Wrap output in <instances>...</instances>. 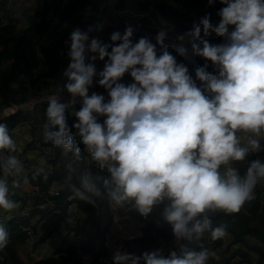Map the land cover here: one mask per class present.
Here are the masks:
<instances>
[{
	"label": "clouds",
	"instance_id": "9594fccd",
	"mask_svg": "<svg viewBox=\"0 0 264 264\" xmlns=\"http://www.w3.org/2000/svg\"><path fill=\"white\" fill-rule=\"evenodd\" d=\"M207 2L213 5L217 0ZM219 3L223 7L217 11V26L211 23V13H206L186 33L193 40L200 39L202 25L205 36L211 31L226 40L211 44L200 39L199 44H192L196 55L218 68V74L207 71V64L195 69L201 86L168 51L164 31L158 32L155 43L147 36L133 42V28L126 26L123 35L114 31L110 36L119 43L92 38L86 45L88 33L77 27L70 33V62L63 72L68 78L64 87L72 99L61 102L51 95L45 112L44 140L72 150L73 139L67 134L73 128L78 130L76 135L91 160L108 173L97 179H102L111 204L120 208L132 204L147 217L155 205L167 200L163 217L177 240L200 239L208 230L213 241L223 239L226 229L213 228L207 213H239L253 199L258 182L264 180V161L260 159L251 160L243 176L229 166L261 149L260 141L253 138L241 146L237 133L260 136L264 132V0ZM86 48L93 54L87 64ZM179 51L184 54L186 49ZM97 60L104 61L99 72ZM126 73L134 81L128 85L120 82ZM97 75L98 84L110 97L107 102L102 94L89 95ZM77 97L82 105L69 127L66 109L75 105ZM98 116L105 117L103 123ZM16 152L17 142L7 123L0 122V209L8 213L19 207L10 198L7 179L23 170ZM221 166L226 168L223 173ZM12 185L18 187L19 183L13 179ZM81 186L84 191L76 189L75 195L95 206L92 196H101L100 189L88 175L81 178ZM9 241V232L0 224V251ZM210 256L216 257V253L187 246H181L179 254L170 250L167 255L161 248L140 255L115 249L111 264H207Z\"/></svg>",
	"mask_w": 264,
	"mask_h": 264
},
{
	"label": "trees",
	"instance_id": "16d2710c",
	"mask_svg": "<svg viewBox=\"0 0 264 264\" xmlns=\"http://www.w3.org/2000/svg\"><path fill=\"white\" fill-rule=\"evenodd\" d=\"M0 1L3 6L5 0ZM131 1L135 8L145 13L139 23L122 19L116 22L112 20L106 22L104 16L107 0H36V5L32 8L15 14L5 13L0 18V107L18 104L43 92L60 90L57 83L59 82L60 85L61 78H65L66 83L68 82V78L63 75L70 62L66 53L70 45V33L77 27L88 33L89 44L92 38H98L102 43L111 44L119 43V41L110 40L114 31H119L123 35L126 26H131L133 28L132 39L136 42L141 36H146V32L150 30V18L152 17L159 19L166 33L186 34L192 30L194 24L200 23V19L206 13H211V23L214 27L217 26L220 19L217 11L223 7L219 0L213 5H209L207 0ZM185 7L187 9H183ZM188 37L190 43H200V39L207 37H213L217 42L225 43L223 38L215 32L210 31V34L205 36L202 25L200 39L193 40L192 37ZM149 39L153 43L156 42V36ZM163 43L176 57L177 63L187 66L189 74L195 79V69L205 64L208 65L207 71L218 74V68L213 66L210 60L198 57L186 59L179 51L181 46L170 44L166 39ZM175 51H178V54ZM24 52L28 54L29 61L22 70H19L18 56ZM2 62H7V65L4 67ZM125 77L133 81L130 74L126 73ZM98 80L96 76L93 77L89 91L103 90ZM107 101L105 99V102ZM47 102L48 100L42 103L40 112L34 118L19 111L0 120V122L7 123L8 127L26 124L32 133L29 145L45 146L53 152L51 159L45 163L27 166L21 162L23 170L16 175L18 177L15 179L19 183L18 187H13V177L7 178L10 198L17 201L19 206L30 204L33 209L27 218L14 220L7 225L6 230L10 234V241L7 247L0 251V264H111L109 251L105 246V233L109 229L113 214L103 181L97 179V177H106L108 173L91 170L92 182L102 194L99 197L92 196L95 206L80 200L75 204L73 212H82L83 215H87L92 231L85 240H72L69 237L70 229L67 224L69 213H67L68 203L65 202V197L79 188L82 171L86 167L84 157L88 152L81 142L78 145L73 143L72 150L66 151L55 146L52 141L44 140ZM61 102L65 101L61 100ZM78 102L79 107L76 111L82 105V100ZM66 116L68 125L71 127L76 117L71 116L70 106L66 109ZM73 133L74 128L67 135L73 137ZM259 141L260 151H250L244 161L230 163L229 166L236 168L241 176L245 174L251 160L264 161V139ZM77 148L80 149L79 153L76 152ZM0 178L3 177L0 176ZM52 187L60 188L61 192L52 194L50 192ZM261 199H264V190L258 182L253 190V199L246 201L239 213L225 214L222 211L207 213L212 221V227L225 228L231 238L230 244L237 246L233 251L239 256L237 262H223L222 264H264V204L260 208ZM50 203L55 205L51 206ZM167 203L168 201L165 200L155 205L147 218L142 220L138 211L131 212L133 218L140 222V227L139 235L123 239V244L131 248V250L128 248V252L140 255L145 250L161 248L165 255L170 250H177L179 254L181 246H187L190 250L207 248L210 252H219L224 240L213 241L210 238V230L205 231L200 239L177 240L173 235L172 226L163 217ZM39 204L46 206L40 209L37 208ZM127 205L129 204L125 206ZM55 208L58 210L55 211ZM29 225L33 227L37 235L34 242L35 247L39 248L40 243L46 242L57 234L60 236L62 245L57 247L56 252L61 253L39 261L26 262L21 259L18 248L27 238L23 227ZM208 263L220 262L210 256Z\"/></svg>",
	"mask_w": 264,
	"mask_h": 264
},
{
	"label": "built area",
	"instance_id": "2783aa9c",
	"mask_svg": "<svg viewBox=\"0 0 264 264\" xmlns=\"http://www.w3.org/2000/svg\"><path fill=\"white\" fill-rule=\"evenodd\" d=\"M127 0H107V5L105 10H109L112 16L107 21L112 20L113 22L118 21L119 19H122L127 22H132V23H139L140 19L145 16V13L139 11L137 8L134 6L133 9L135 11L130 10L129 8L125 7V2ZM122 3V5H121ZM36 5V0H5L4 4L2 6L1 1H0V18L3 17L5 13H10V14H15L16 12H19L24 9L32 8ZM106 21V22H107ZM151 22V27L148 32H146L147 37H153L157 36L158 32L164 31L161 24L159 21H156L154 18H150ZM231 30V29H230ZM165 32V31H164ZM166 33V32H165ZM184 36V39H178L180 36ZM223 38V41L226 42L225 38ZM168 40V43L170 44H177L178 46H181L182 48L186 49V52L183 55L184 58L186 59H194L196 57L204 59L201 56L196 55L193 52L192 44L189 41V37L186 34H173V33H166L165 38ZM207 39L211 44H222L221 42H217V40L213 37H207ZM86 45L89 44L88 41L85 42ZM199 44V43H197ZM202 47V45H201ZM70 49V45L67 49V55L68 51ZM85 63H89V56L93 55L90 53L87 48L85 50ZM29 61V56L27 53H23L18 56V62H19V70H22L24 66L28 63ZM96 68L97 72L101 71L104 67V61L97 60ZM100 64V65H99ZM2 65L5 67L7 65V62H2ZM101 66L102 68H100ZM191 75V74H190ZM98 79L100 77L97 75L96 76ZM193 80L196 81L197 86H201L202 83L196 78L191 75ZM121 83H124L125 85H128L134 81L130 79H126L125 75L120 81ZM66 84V79L61 78L60 85L59 82L57 85L60 87V90H55V91H49V92H43L41 94H38L37 96H34L32 98H29L23 102H20L18 104H10L7 106L0 107V120L7 118L9 116L14 115L18 113L19 111L23 112L24 114H27L31 118H34L41 110V105L43 102L47 101L49 96L51 95H56L60 98V100H64L65 102L69 101L72 99L71 94L68 93L66 90H64L63 86ZM95 91H89V95H91ZM96 93L102 94L105 99L109 100L110 97L108 96V92L105 88H103L102 91H97ZM78 100H81V98L77 97L76 98V103L75 105H69L70 106V111H71V116H74V112L76 109L79 107V102ZM14 113V114H13ZM98 122L103 123V120L105 117L103 116H98L97 117ZM76 121V120H75ZM17 127V126H16ZM15 127H9L10 130V135L12 131L14 130ZM78 130L74 129L73 133V143L77 142V145L81 142L80 138L78 135H76V132ZM238 138L241 140V145H248V140L249 138L253 139H264V132L261 133L260 136H255L251 133H245L243 131H240L237 133ZM16 140V139H15ZM29 140H27V143L22 145V142L19 140H16L17 142V152L14 153L18 157L19 160H21L22 163H24L27 166H32L31 161L33 163H45L49 159H51L53 152L50 148L45 147V146H35V145H29ZM62 148V147H61ZM63 149V148H62ZM84 160L86 162V167L82 171V177L85 175H88L91 180H92V175H91V170H100L98 165H96L92 160L90 155L87 153L84 157ZM226 170L225 166L221 167V172L223 173ZM102 171V170H100ZM104 172L107 173L106 170H103ZM18 176L13 177L14 179H17ZM261 188L264 190V180L260 181ZM81 191H84L82 188L81 184L78 188ZM52 194H58L57 187H52L51 189ZM87 195H91L90 193H86ZM77 199L80 200L76 195L75 192H73L71 195L65 197V202L68 203V210L67 213H69L67 224L69 230V237L72 240L75 241H80V240H85L88 237V234L91 233L92 228L88 224V219L87 215H81L79 213L73 212L75 203L71 202V199ZM134 204V202H133ZM264 204V199L260 200V208H262ZM49 205L54 206L55 204L50 203ZM46 205L44 204H39L37 205V208L43 209L45 208ZM32 206L30 204H24L20 205L17 209H15L13 212L8 213L4 212L3 210L0 211V224H3L6 228L7 225L17 219H25L29 216L30 212L32 211ZM55 211L58 209H54ZM132 211H135V208L133 207L132 204H129L127 206H124V208L120 207H115L113 206L112 208V221L109 226V229L105 233V244H106V239L111 235L112 232H117L121 237L125 236L127 238H130L133 231H135L137 228H135V223L132 219ZM147 217L141 216V220L145 219ZM136 220V219H134ZM133 221V226H131ZM130 226V227H129ZM23 230L26 232L27 238L24 241V247L21 252L20 258H26L24 261H39L44 259L45 257H51V256H57L61 252H56V250L45 253L43 252L40 247L37 248L34 246V242L37 238V235L35 234V231L32 226H24ZM227 233V232H226ZM59 241H60V237ZM211 238V234H210ZM125 239V238H123ZM223 243H222V248L219 250L218 253H216L215 260L217 262H220L221 264L223 262H228V263H234L237 262L239 259V256L234 254L233 251L236 249L237 246H234L233 244H230L231 238L229 234L227 233L226 236L223 238ZM230 244V247H228ZM106 246V245H105ZM217 263V264H220ZM208 264H214V263H208Z\"/></svg>",
	"mask_w": 264,
	"mask_h": 264
},
{
	"label": "rangeland",
	"instance_id": "374dc122",
	"mask_svg": "<svg viewBox=\"0 0 264 264\" xmlns=\"http://www.w3.org/2000/svg\"><path fill=\"white\" fill-rule=\"evenodd\" d=\"M132 6H134V4L132 3L131 0H128V1L125 2V7L129 8L132 11H135ZM183 9H187V8L185 7ZM109 14H111L110 11L109 10H107V11L105 10V16H104V20L105 21H107L110 18H112V16H110ZM154 19L156 21L159 20L158 18H154ZM175 53L178 54V51H175ZM30 131H31L30 127L27 126L26 124H23V123L22 124H18L17 127H15L14 130L12 131L11 136L14 139L19 140L20 142H22V145H24L25 143H27V140H29L30 137L32 136L31 135L32 133ZM76 144H77V142H74V145H76ZM31 164H35V163H33V161H31ZM132 220L134 221L135 226H136L137 229L135 231H133L131 235H138L139 234L140 222L138 220H134V219H132ZM133 221L131 223L132 224L131 226H133ZM125 237H126V235L122 236V239L125 238ZM114 244L117 245L119 243L117 241H115ZM105 245H107V244H105ZM122 246H121L122 251L128 252V249H126V248H129V247L127 245H124L125 247L123 249ZM41 249L43 250L44 247H42ZM129 250H131V248H129ZM22 259L25 260L26 258H22Z\"/></svg>",
	"mask_w": 264,
	"mask_h": 264
},
{
	"label": "crops",
	"instance_id": "0c3cea01",
	"mask_svg": "<svg viewBox=\"0 0 264 264\" xmlns=\"http://www.w3.org/2000/svg\"><path fill=\"white\" fill-rule=\"evenodd\" d=\"M113 206H115V205L114 204H110L111 211H112ZM115 207L118 208V206H115ZM135 228H136V226H135ZM58 237H60V236L55 234L49 240H47L46 242L40 243V246H39L40 249L42 247H44V249L43 250L41 249V250L43 252H45V253H48V252L56 250L58 246L62 245V243L59 241ZM126 238L127 237H125V239ZM115 241H117L119 244L115 245L114 244ZM106 244H107L106 247H107V249L109 251L110 258H111L112 253H113V251L115 249H120L122 251L121 246L123 245L122 246L123 249L125 247L124 244H123L122 237L117 232H112L111 233V235L108 237V239H106ZM23 247H24V244L19 245V248H18L19 254H21V252L23 250ZM126 249H128V248H126Z\"/></svg>",
	"mask_w": 264,
	"mask_h": 264
},
{
	"label": "bare ground",
	"instance_id": "6f19581e",
	"mask_svg": "<svg viewBox=\"0 0 264 264\" xmlns=\"http://www.w3.org/2000/svg\"><path fill=\"white\" fill-rule=\"evenodd\" d=\"M64 90H66V89L64 88ZM66 91H67V90H66ZM57 191H58V192H61V189H60V188H57ZM50 192H51V190H50ZM71 194H72V193H71ZM71 194H69V195H71ZM69 195H67V196H69ZM79 201H80V200H77V199H74V198L71 199V202H72V203H75V204L78 203ZM78 213L81 214V215H83L82 212H78ZM58 247H59V246H58Z\"/></svg>",
	"mask_w": 264,
	"mask_h": 264
}]
</instances>
